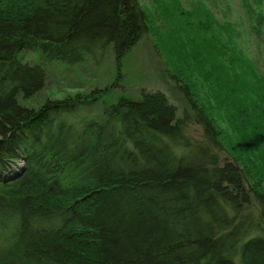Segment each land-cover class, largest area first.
Returning a JSON list of instances; mask_svg holds the SVG:
<instances>
[{"label": "trees", "instance_id": "trees-1", "mask_svg": "<svg viewBox=\"0 0 264 264\" xmlns=\"http://www.w3.org/2000/svg\"><path fill=\"white\" fill-rule=\"evenodd\" d=\"M204 12L179 54L193 47L200 86L167 68L190 107L179 116L164 93L130 97L117 81L24 104L52 62H119L156 34L139 0H0V264H264V71ZM251 18L260 41L264 13ZM172 42L157 45L167 64ZM82 105L100 112L76 120Z\"/></svg>", "mask_w": 264, "mask_h": 264}, {"label": "rangeland", "instance_id": "rangeland-1", "mask_svg": "<svg viewBox=\"0 0 264 264\" xmlns=\"http://www.w3.org/2000/svg\"><path fill=\"white\" fill-rule=\"evenodd\" d=\"M139 2L149 12L156 34H150L142 40L119 62H117L113 50H109L103 57L102 63L98 64L89 57L84 63L78 65L52 62L48 65L50 71L45 88L24 104L39 107L48 100H63L79 92L86 93L96 88H106L117 81L114 92L124 93L130 97L140 98L141 93L146 92L164 93L169 103L176 107L179 116L182 115L185 110H190V107L183 95L175 88V83L166 78L167 68L175 74L176 71L172 66H178L195 84L200 86V79L196 73L199 63L194 58L193 47L190 45L184 50V55L188 59L186 62L180 59L179 54H182L183 51L182 43L187 41V39L185 40L186 32L181 29H192L193 27L195 29L196 23L204 16L205 10L214 13L220 25L229 23L236 27L238 34L236 43L243 57L252 60L256 64L255 66H259V70L264 71V33L262 40L259 41L251 32V25L254 23L252 15L264 13V10L257 8L253 0H139ZM158 6L172 10L174 18L168 22L162 19L157 11ZM177 9H180L183 14L180 15ZM184 13L191 17L185 19L184 17L187 15ZM169 28L173 31L171 33L173 37L168 34ZM208 32H213V30L208 29ZM159 40L165 41V43L172 40V44H176L177 52L174 53L172 60L170 59L172 64H167V55L160 52L159 46H157ZM230 51L232 52V50ZM211 55L213 58L212 52ZM21 60L33 63L39 61L40 56L38 53L26 51L21 54ZM221 61L224 63L223 58H219L220 63ZM109 95L113 98L114 93ZM106 98L105 100L108 101L109 99ZM80 108L76 113V120L97 116L100 112L99 106L88 108L82 105ZM217 114L220 115V113ZM222 127L226 128L227 125L223 124ZM190 134L194 139H202L203 136L202 129L197 126L191 128ZM16 170L17 173L20 172L19 168ZM15 171L12 169L6 177L15 174Z\"/></svg>", "mask_w": 264, "mask_h": 264}]
</instances>
